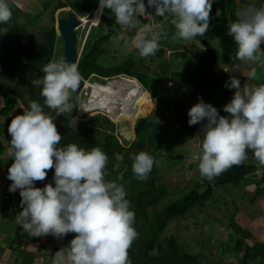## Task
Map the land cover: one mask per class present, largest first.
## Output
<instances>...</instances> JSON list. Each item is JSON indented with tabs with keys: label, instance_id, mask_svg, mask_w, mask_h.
Returning a JSON list of instances; mask_svg holds the SVG:
<instances>
[{
	"label": "clouds",
	"instance_id": "obj_1",
	"mask_svg": "<svg viewBox=\"0 0 264 264\" xmlns=\"http://www.w3.org/2000/svg\"><path fill=\"white\" fill-rule=\"evenodd\" d=\"M212 7L213 0H147V4L145 0H99L98 12L102 15L105 9L110 10L116 24L128 29L138 27L140 16L167 15L176 30L175 36L189 41L209 30ZM147 8H153L154 13ZM12 16L8 0H0V24H9ZM8 31L9 27L0 28V35ZM227 35L237 45L231 57L233 72L240 67L235 61L261 62L264 6L241 8ZM166 36L158 26L145 24L134 37L139 56H155L160 40ZM41 73L31 84L40 89L43 105L29 100L28 107L7 126L13 158L7 176L12 182L9 192L19 190L21 197L22 210L16 222L30 237L51 235L61 240L75 233L67 246L53 254L52 264H132L129 249L139 236L134 227L136 214L126 198L124 185L105 178L109 157L99 146L90 150L77 143L61 146L63 137L54 122L62 114L71 115L74 109L72 94L82 81L78 67L64 58L53 59L41 68ZM249 76L255 78V69ZM224 86L235 90L231 101L223 106L227 115H221L220 110L202 98L188 111V124H200L203 140L198 169L209 182L242 164L249 150L264 165V83L242 86L241 80L231 75ZM45 107L55 115L45 112ZM129 158L136 179L146 181L155 164L154 156L140 151ZM115 159L114 167L119 168L124 156L117 153ZM52 169L54 183L37 187L36 182L44 181Z\"/></svg>",
	"mask_w": 264,
	"mask_h": 264
},
{
	"label": "trees",
	"instance_id": "obj_2",
	"mask_svg": "<svg viewBox=\"0 0 264 264\" xmlns=\"http://www.w3.org/2000/svg\"><path fill=\"white\" fill-rule=\"evenodd\" d=\"M9 1V0H8ZM98 0H50L47 4L50 8L51 20L47 25L43 27V32L45 38L43 42L38 47L25 46L20 42L22 40L21 31L17 29L18 40H14L15 43H19L18 49L23 50L25 54V59L23 60V67L26 71V75L20 76V79L25 83L29 88L30 100H36L43 105L44 98L40 95V89L34 88L31 84V80L37 76L42 75L41 68L47 64L55 55L57 49V43L61 35L57 32L55 25V13L57 10L71 6L73 10L79 15H85L90 12L97 4ZM242 2V1H241ZM147 4V0H145ZM244 3V2H242ZM237 3L235 0H213L212 12L215 13L219 20L215 21L212 14L210 13V27L208 31H211L215 36L219 38L220 47L217 48L211 44L210 41L203 39L204 50L194 54V58L198 61V65L195 71H189L186 69L178 71H170V75L164 76V74L158 72V76L165 81H174L175 85L173 88H170L174 97H180V93L184 92L189 102H199L198 98L203 100L209 98L214 93L217 92L219 87L223 83V78L219 75L216 69V63L219 61H232L231 57L235 55L237 51V45L234 42L232 37L227 35L229 25L237 19ZM256 7L264 6V0H260L258 4L254 5ZM44 9L42 10V12ZM148 11V10H147ZM160 19L166 18L168 25L170 20L167 15L164 17H159ZM144 23L149 22V19H146L144 16L138 17ZM105 26V30L99 34L96 39L93 40L92 45L85 49L84 53L81 55L78 63V70L82 76V81L79 89L76 93L72 94V103L74 104V109L71 115H60L54 121L57 125L58 131L61 133L63 139L61 141V146H64L68 143H77L80 147L91 149L92 147L99 146L108 157L114 156L115 154H123L124 160L122 163H125L127 159L134 153H139L143 150L144 147V134L146 133L148 127V120L152 115L157 113L149 114H140L142 118L136 121L134 132L136 138L132 142L123 144L118 139L116 134V122L113 121L108 115L104 113H94L86 119V123L83 127H75L70 124V121L77 113V106L80 99V94L83 92L85 79L93 74V79L102 77H111L119 74H128L130 76L136 77L139 76L140 83L148 89L151 84V79L144 75L135 73L132 71L134 66L133 60L129 61L124 67H112L108 64H104L100 61V58L106 53L104 44L111 41L115 38L116 33L127 29V27H122L116 24L115 16L111 13L110 10L105 9L101 15L100 21ZM99 24V23H98ZM3 27V24H2ZM93 28V27H92ZM92 28L89 31V35L92 31ZM97 28V27H96ZM15 37V35H14ZM167 48L160 46L159 51L155 56L149 57V59H154L163 57L167 52ZM134 51H137L135 49ZM135 54V53H134ZM131 55V54H130ZM169 63L166 65L168 68ZM7 91L13 96H17L21 99L23 105L27 108L29 100L26 97V94L23 90L9 88L6 85H0V92ZM152 92L151 90H149ZM168 90L162 88L158 89L154 94L155 99H157L168 112L164 117H158L159 120L155 121V127H164V128H174L177 124V128L180 131H185L188 133H194L199 124L190 126L188 124L189 110H181L182 118L180 121H177L173 114L170 112V103L174 104L178 109L179 106L176 104L174 97L172 101L169 102L168 99ZM76 97H79L77 100ZM33 98V99H32ZM134 112L135 110L130 109L127 106H117L115 110L120 113ZM136 109V108H134ZM137 109H144L147 111L146 106H140ZM45 112H48L52 115H55L53 110L45 107ZM112 111V110H111ZM105 112V111H103ZM221 115H227L223 112V108L220 110ZM149 117H145L148 116ZM102 116V117H99ZM157 116V115H156ZM154 117V116H153ZM95 130H102L104 133V141H96ZM150 130V129H149ZM136 142V145L135 143ZM134 143V144H133ZM163 147V140L159 139L155 142L153 148L150 150L149 154L154 156L155 164L150 173L151 176L144 182L146 187L144 190L140 191L139 195L133 199H128L131 202V205L135 206L136 210V224L137 227L139 224L148 223L153 229L152 238L145 244H141L140 239L138 238L134 241L132 247L129 249V258L132 264H183L185 261H190L193 264L198 263L202 256L193 255L184 251L183 247L176 242L174 237H171L167 246L168 249L171 248L173 251V258L171 257L170 251L163 250L160 255H154L153 251L155 250L156 243L160 237V234L164 232L169 222L176 218L185 216L191 210L196 207L202 208L207 202L214 198L216 193V188L220 186H232L234 188H241L243 183H248V178L251 174L255 173L258 170V165L247 161L248 158L255 159L254 154L251 150L248 151V158L240 165L233 166L229 170L222 173L220 176L216 177L214 182H209L206 178H202V181L197 185L193 186L190 190L184 192L182 196L177 199L170 200L165 206L159 210H155L152 214L148 213V208L150 206L157 204L158 201L165 198L168 195V188L164 185L157 186L156 182L158 178V166L156 165L157 159L160 156V150ZM169 158V157H167ZM110 159V158H109ZM171 161L176 159H183V155L177 154L172 156ZM168 159V160H169ZM13 163V158L10 159V164ZM115 163H108L106 168V180L112 181L115 180L121 183L117 176V171L119 173L124 170V166L120 164L119 168H116L114 171ZM250 182H254L255 188L253 189L252 196L249 203L254 204L259 199L264 197V172L260 179H251ZM226 199V197H225ZM133 202V203H132ZM234 210L239 211L240 207L237 204L236 200H233ZM131 206V209H134ZM228 206V200L226 199L225 207ZM10 205L6 204L2 206V215L5 218L16 217L22 209H16L10 211ZM219 207V206H218ZM217 207V208H218ZM151 217V219H149ZM138 220V221H137ZM229 223L228 227L230 232L227 233L226 238L219 244H217L216 254L220 252H225L226 254H232L234 256H241L240 264H264V242L256 240L253 232H251L247 227L243 226L237 219L236 214H232L228 217ZM72 237H75V233H71ZM161 248L159 247V250ZM181 255V257H180ZM180 257V258H179ZM170 258V259H168ZM168 259V260H167ZM180 259V261H179Z\"/></svg>",
	"mask_w": 264,
	"mask_h": 264
},
{
	"label": "rangeland",
	"instance_id": "obj_3",
	"mask_svg": "<svg viewBox=\"0 0 264 264\" xmlns=\"http://www.w3.org/2000/svg\"><path fill=\"white\" fill-rule=\"evenodd\" d=\"M32 1V2H31ZM50 0H9L10 8L13 13L12 18L15 20L14 22L10 21L9 24L4 25L0 24V28L9 27V31L6 34L0 35V85H6L9 88H15L23 90L26 94L28 100H30V90L25 85V83L20 79V76L26 75V71L23 67V60L25 59V54L23 50L18 49L19 43H15V39L18 40L17 29L21 31L22 40L20 42L25 46H33L38 47L44 40L45 35L43 32V27L50 22V10L47 5ZM39 4V5H38ZM30 5V6H29ZM36 5V6H35ZM38 7V8H37ZM40 8H43L44 11H39ZM72 8V7H71ZM70 6H66L65 9H71ZM73 9V8H72ZM148 12L150 8H147ZM60 10H57L55 13V25H57V15ZM96 17V14L91 16L90 20L92 21ZM146 19H149V22L144 23L140 19H138V27L135 29H125L123 31H119L116 33L115 38L111 41L104 44L106 49V53L100 58V61L104 64H108L112 67H124L129 61L133 60L134 66L132 67V71L136 74H144L151 79V84L148 89H146L143 85H141L135 78L139 79V76L136 75L135 78H129L132 82H136L137 86L145 92L142 97L136 98L133 102L136 105L133 108L135 111L128 112L125 117H122V121H117L110 113L103 112L98 110L96 112L87 111L86 113H82L84 111V106L86 101L83 98V93L80 94V99L77 106V113L74 118L71 119L70 124L75 127H83L86 123V119L94 114V113H107L108 116L116 122V134L118 139L123 144L128 142H132L136 138V134L134 132V127L136 121L142 117L140 114H149L157 113V103L152 92H155L158 89H166L168 90V99L169 102L172 101L174 94H172L170 88H173L174 85L169 86L168 81L161 79L158 75L160 73L164 74V76H168L169 71L166 69V65L169 63L168 67L170 70L173 68L172 65L176 64L186 70H191V40L184 41L179 37L175 36L176 30L173 29V25H168V21L165 18L164 21L160 20L157 16L151 18V16H144ZM219 18V17H217ZM87 19V18H86ZM16 22V23H15ZM87 24V23H86ZM145 24H151L153 26H158V30L167 33L165 38L160 40V46L167 48V53L161 58L157 56V58L149 59V58H141L139 56L138 50L134 51L136 48L134 46V37L138 34V32L143 28ZM167 28L165 30V26ZM82 26V25H81ZM88 26L91 25H83L78 29V47L81 51V55L84 53L85 49L92 45V42L96 37L101 34L105 30L104 24L99 22V24H95L92 28L90 35H86L88 30ZM57 27V26H56ZM97 27V28H96ZM15 30V32H14ZM171 33V34H170ZM209 38H215L216 36L212 32H206ZM15 35V37H14ZM63 39L59 38L57 43V49L55 51V55L52 58L59 60L62 57L63 52ZM218 47H220V41H218ZM181 49V50H180ZM174 51V52H173ZM135 53V54H134ZM184 53H188L189 56L185 57ZM131 54V55H130ZM81 57V56H80ZM178 62V63H177ZM176 68V67H175ZM158 72H160L158 74ZM124 75H128L123 73ZM130 76V75H128ZM113 77V76H111ZM106 79V78H105ZM104 78L94 80L101 84L111 85L112 87H116L111 78ZM90 82H94L93 79H90ZM136 86V85H132ZM151 90L152 92H150ZM129 95H137L142 93L138 88H132L127 91ZM180 97H174L176 104H178L179 112H176L177 116L173 115L177 121H180L182 118V110H190L191 102L188 101L186 94L182 92ZM110 99L108 109L111 111L115 110L117 106H124V104H120L114 101L112 96H107L104 98ZM33 99V98H32ZM147 101H150L147 103ZM140 102V103H139ZM19 111L15 113V115L20 114L26 107L23 105L22 101L19 102ZM172 104V103H170ZM140 106H146L147 111L144 109H137ZM181 112V113H180ZM168 112L164 111L163 115L154 114L148 120V127L146 133L144 134V147L142 151L150 152L153 148L155 142L159 139L163 140V147L160 150V156L157 159L158 166V178L159 180L156 182V185H164L168 188V195L158 201V203L148 208V213L152 214L156 209L159 210L163 206H165L170 200L177 199L184 194V192L190 190L193 186L197 185L202 181L200 172L194 174V170H191V133L180 131L177 128V124L174 128H164V127H155V121L159 120L158 117H164ZM145 116V117H149ZM154 116V117H153ZM102 117V116H99ZM128 130L131 133V136H125V139H120L118 135V131H120L124 135V131L122 128ZM150 129V130H149ZM104 133L102 130H95V140L102 142L104 141ZM134 139V140H133ZM136 145V142H134ZM133 143V144H134ZM201 150V148H200ZM194 153V152H193ZM177 154L183 155V159H176L171 161L172 156H176ZM194 155V154H193ZM114 156H110L109 164L113 162L116 164V159ZM169 157V158H167ZM198 157V155H197ZM197 157H192L193 160H198ZM169 159V160H168ZM195 164V162H194ZM193 164V165H194ZM122 166L126 167L123 171L119 173L117 171V178L124 185L127 192V199H133L139 195L140 191L144 190L146 187L143 185L145 181H139L136 179L132 172V160L130 158L127 159L125 163H121ZM261 170L258 173H253L249 176L248 183H243L242 188H234L232 186H220L216 188V193L214 198H212L209 202L205 204L202 208L196 207L187 213L185 216L176 217L172 219L163 233L160 234V237L156 243V248L153 251L154 255H160L161 251L167 250V242L171 237L176 239V242L179 243L184 251L191 253L193 255L202 256L201 260L196 264H240L241 256H234L232 254H226L225 252H220L216 254L217 244L221 243L225 238L228 232H230V228L228 227V217L232 214H236L238 221L245 227H247L251 232H253L256 240L264 242V205H257L256 203L250 204V198L253 193V189L255 188V183L250 182L251 178L260 179L264 170V165H259ZM54 169L49 170L48 176L44 181L36 182L37 187H44L45 184L49 182H53ZM151 176V175H150ZM106 178V177H105ZM19 191V190H18ZM19 195V192H18ZM228 200V206L225 207L226 199ZM19 201L21 197L19 195ZM233 200L237 201L238 206L240 207L239 211L234 210ZM249 200V201H248ZM133 203V202H132ZM134 205V204H133ZM131 205V206H133ZM219 206V207H218ZM135 206H133L134 208ZM218 207V208H217ZM253 208L251 210V208ZM136 208V207H135ZM133 210L136 212V210ZM136 214V213H135ZM137 215H135L136 218ZM151 219V217L149 218ZM136 220V219H135ZM138 221V220H137ZM138 222L135 221L134 227L139 233V238L141 244L145 246L147 242L152 238L153 229L148 223L136 224ZM49 243L53 250H59L61 247L67 246L71 239H73L72 234L69 233L65 236L62 241V245H56L59 241H53L54 237L49 235ZM54 243V244H53ZM60 244V243H59ZM159 247L161 248L159 250ZM170 251L171 257L173 258L174 254L171 248L168 249ZM54 252V251H53ZM181 257V255H180ZM179 257V258H180ZM170 259V258H168ZM167 259V260H168ZM180 261V259H179ZM168 264V263H166ZM173 263V261L171 262ZM180 264V263H179ZM183 264H193L190 261H185Z\"/></svg>",
	"mask_w": 264,
	"mask_h": 264
},
{
	"label": "crops",
	"instance_id": "obj_4",
	"mask_svg": "<svg viewBox=\"0 0 264 264\" xmlns=\"http://www.w3.org/2000/svg\"><path fill=\"white\" fill-rule=\"evenodd\" d=\"M235 1L238 5L237 6V13H238L241 8L248 6V5L254 6L258 4L260 0H235ZM241 1L244 3H242ZM42 10L43 8L39 9V11H42ZM212 11L213 10H211V14L214 20L215 21L219 20V18H217L215 13H213ZM149 13H154V9L150 8ZM153 17L154 16H151V18ZM160 20L164 21L165 18L160 19ZM11 21L14 22L15 20L12 18ZM166 28H167V25L165 26V30ZM173 29H175L174 26H173ZM163 30L161 32H163ZM208 32H211V31H208ZM203 39L210 41L213 46L219 48L218 47L219 38L217 36L215 38H212V37L209 38L208 35L205 34L204 36L198 35L194 39H192L191 40V71H195L198 65V61L194 58V54L204 50ZM261 51L264 52V45L261 46ZM184 56L187 57L189 56V54L184 53ZM180 63H183V62H179V65L176 64L177 66H175V64L172 65L171 66L173 68L172 70H170L169 67L166 68L169 71L168 75H170V71H178V70L186 69V68H183V65L181 66ZM235 63L240 64L239 69L236 70L235 72H233V61L226 62L222 60V61L217 62L215 65L219 75L223 78V83L219 87L216 93H214L212 96L205 99L204 101L206 103L212 104L218 110H221L224 105L229 103L234 95V91H235L234 89L229 90L225 88L224 86L225 82L230 79L231 75H235L238 79H240L242 86L245 83H247L249 86L259 85V84L264 83V58H262V61L259 63H243L240 61H235ZM252 69H255L256 71L255 78H250L249 76V73L252 71ZM20 101L21 99L19 97L13 96L7 91L0 92V181L1 180L7 181L8 191H9V186L12 183L7 178L8 168L11 165L10 159L12 157V148L10 145L11 137L7 134V126L10 123L11 119L15 116V113L19 111ZM147 103H149V101H147ZM196 103L198 102H191L190 106L192 107ZM164 111L167 112L166 109H164ZM170 112L173 115H175L177 114L176 112H179V111H178V108L174 104H171ZM202 140H203V135L200 134V124H199V127L197 128V130L194 133H191V146H192L191 170H194L193 171L194 174L199 172V169H198L199 160H193L192 157L196 155V153L200 152ZM247 161L253 162L258 165V170L256 171V173H258V171L261 170L259 166L260 163L256 159L248 158ZM262 170H264V168ZM251 179H254V178H251ZM18 192H19L18 190L16 193L9 192V198L7 200H3L0 206V264H52L53 254L57 250H53L51 248L52 245H50L49 243H52V242L49 241V238H50L49 235L41 236V237H30L26 233L23 232L22 226L17 224L16 217L18 215L11 219L5 218L2 215V211H1L2 206L6 204L10 205L9 207L10 211L20 208L19 207L20 201L18 200L19 199ZM257 205H264V197L257 201ZM252 209L253 208H251V210ZM53 241H59V240L54 238ZM61 241L62 240L59 241L60 244L58 243L56 245L57 246L62 245Z\"/></svg>",
	"mask_w": 264,
	"mask_h": 264
},
{
	"label": "bare ground",
	"instance_id": "obj_5",
	"mask_svg": "<svg viewBox=\"0 0 264 264\" xmlns=\"http://www.w3.org/2000/svg\"><path fill=\"white\" fill-rule=\"evenodd\" d=\"M95 14L96 17L92 21H87L90 20L91 16ZM98 16L99 19H97ZM81 17L83 18L81 20L82 21L81 25L83 26L88 24L91 25V27H93L95 24H98L101 18L98 9L96 11L91 12L88 16L82 15ZM81 25H79L78 29L82 27ZM110 78L116 87L111 88V85L101 84L98 82H93V83L90 81L87 82L86 87L90 89V97L86 101L84 106V111H81L82 113H86L87 111L96 112L98 110H101L113 115L115 120L122 121V117H125L126 114L116 111H110L108 109L110 99L107 98L106 100H104V98L107 96H112L114 101L120 104L122 103L125 106L129 107L130 109L134 110L133 107L136 105V103L133 104V102L136 100V98L145 95L143 94L145 92L139 87V85L137 86L136 82H132L131 80H129V78H133V77H127L121 74V75H115L113 77H108L106 79H110ZM135 79L140 83V81L137 78ZM132 85H136V86H132ZM132 88H138L142 93H139L137 95H129L127 91ZM122 129L125 132L124 135L126 137L131 136V133L128 132V130H126L125 127Z\"/></svg>",
	"mask_w": 264,
	"mask_h": 264
},
{
	"label": "water",
	"instance_id": "obj_6",
	"mask_svg": "<svg viewBox=\"0 0 264 264\" xmlns=\"http://www.w3.org/2000/svg\"><path fill=\"white\" fill-rule=\"evenodd\" d=\"M60 9L57 15V32L61 35L63 43L62 57L71 63H75L78 66L81 53L77 44L78 41V26L81 24V20L77 13L71 9ZM129 77V76H127ZM90 97V89L86 86L83 89V98L88 100ZM157 108L156 112L158 115L164 114L163 105L156 99ZM120 139H125L120 131H118Z\"/></svg>",
	"mask_w": 264,
	"mask_h": 264
},
{
	"label": "built area",
	"instance_id": "obj_7",
	"mask_svg": "<svg viewBox=\"0 0 264 264\" xmlns=\"http://www.w3.org/2000/svg\"><path fill=\"white\" fill-rule=\"evenodd\" d=\"M98 8H99V0H98V2H97L96 6H95L90 12L86 13L85 16H88L91 12L96 11ZM78 16H79L80 20L83 19V18L81 17V15H78ZM100 17H101V15H100ZM81 24H82V21H81ZM81 24H80V25H81ZM78 27H79V26H78ZM90 29H91V27L89 26V28H88V30H87V32H86V35H87V36H88V34H89ZM79 51H80V50H79ZM80 53H81V51H80ZM94 75H95V74L91 75V76L89 77V79H85V80H84V82H85L84 87L86 86V84H87L88 81H91L90 79H93V76H94ZM105 78H107V77H104V79H105ZM133 78H135V77H133ZM93 80H94V79H93ZM94 82H96V81L94 80ZM174 84H175V83H174L172 80L168 81V85H169V86L174 85ZM197 155H198V153H196V155H194L193 157H197ZM197 158H198V157H197ZM8 198H9V191H8L7 181L1 180V181H0V206H1V204H2V201H3V200H7Z\"/></svg>",
	"mask_w": 264,
	"mask_h": 264
}]
</instances>
